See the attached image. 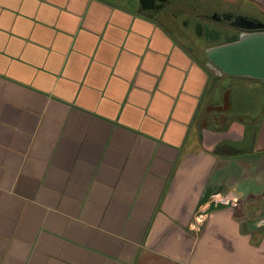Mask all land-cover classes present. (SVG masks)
I'll list each match as a JSON object with an SVG mask.
<instances>
[{
	"label": "crops",
	"instance_id": "1",
	"mask_svg": "<svg viewBox=\"0 0 264 264\" xmlns=\"http://www.w3.org/2000/svg\"><path fill=\"white\" fill-rule=\"evenodd\" d=\"M178 2L0 0V264H264V83Z\"/></svg>",
	"mask_w": 264,
	"mask_h": 264
},
{
	"label": "water",
	"instance_id": "2",
	"mask_svg": "<svg viewBox=\"0 0 264 264\" xmlns=\"http://www.w3.org/2000/svg\"><path fill=\"white\" fill-rule=\"evenodd\" d=\"M166 1L139 0V3L142 9H154L163 6ZM226 18L231 16L227 15ZM231 24L242 30L237 35L226 36L223 43L206 44L203 49L205 57L210 65L222 73L234 77H251L264 83V22L236 16ZM201 31L199 23L196 35L200 36ZM205 32L207 35V28ZM217 35L218 32H214L210 40L215 41Z\"/></svg>",
	"mask_w": 264,
	"mask_h": 264
},
{
	"label": "rangeland",
	"instance_id": "3",
	"mask_svg": "<svg viewBox=\"0 0 264 264\" xmlns=\"http://www.w3.org/2000/svg\"><path fill=\"white\" fill-rule=\"evenodd\" d=\"M177 5L180 11L177 17L178 20L181 21L182 25H186V29H184V31L186 33H190L191 38L194 39V41H197L198 44L203 42V39L196 35L197 24L205 22L202 21V17H210L214 14H232L240 16H246L245 14H248L260 17V15L256 12L250 13L248 10L240 8L238 4L223 6L214 0H179ZM237 81H239L241 84H244L240 86L245 88H247L249 85L251 86L252 83H258V80L254 78H240V80ZM231 86H234V84L231 83Z\"/></svg>",
	"mask_w": 264,
	"mask_h": 264
},
{
	"label": "flooded vegetation",
	"instance_id": "4",
	"mask_svg": "<svg viewBox=\"0 0 264 264\" xmlns=\"http://www.w3.org/2000/svg\"><path fill=\"white\" fill-rule=\"evenodd\" d=\"M227 15H230L231 18H226ZM236 16L240 15H232V14H214L207 19L205 22L201 24V32L200 37L203 39L204 44L213 45L216 42H225V38L228 35H237L242 29L233 26L231 23L235 20ZM244 18H248L246 16H242ZM251 19V18H248ZM256 20V19H253ZM259 21V20H257ZM207 28V35L205 34V30ZM211 31H213L211 33ZM214 32H218L215 41L210 40V36L214 35Z\"/></svg>",
	"mask_w": 264,
	"mask_h": 264
},
{
	"label": "built area",
	"instance_id": "5",
	"mask_svg": "<svg viewBox=\"0 0 264 264\" xmlns=\"http://www.w3.org/2000/svg\"><path fill=\"white\" fill-rule=\"evenodd\" d=\"M210 203H213L214 206H218L219 204H229L231 202L230 199L228 198H223V195L221 192H216L213 195H211ZM207 214V208H201L199 211L196 213V220L200 221L202 220Z\"/></svg>",
	"mask_w": 264,
	"mask_h": 264
}]
</instances>
